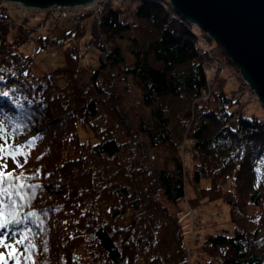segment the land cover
Returning a JSON list of instances; mask_svg holds the SVG:
<instances>
[{
    "label": "trees",
    "instance_id": "trees-1",
    "mask_svg": "<svg viewBox=\"0 0 264 264\" xmlns=\"http://www.w3.org/2000/svg\"><path fill=\"white\" fill-rule=\"evenodd\" d=\"M130 1L138 3L133 21L114 3L97 16H79L78 31L89 32L99 64L78 67L71 50L64 88L53 74L34 73L32 57L22 52L32 31L16 25L0 1V126L7 143L23 152L16 157L23 166L12 159L0 164L36 188L22 207L5 208L6 223L9 211L21 223L0 230V238L13 243L26 234L19 247L35 244L36 264H133L168 231L177 262L189 264L180 219L160 199L170 205L184 199L178 116L196 102L204 109L190 131L192 180H210L202 194L230 206L235 232L207 234L195 264H264V118L245 113L241 91H214L198 101L208 93L206 67L230 63L227 53L210 39L207 50L199 29L166 0ZM130 79L148 115L138 114ZM99 118L123 128L124 141L95 124ZM82 126H93L94 141L82 140Z\"/></svg>",
    "mask_w": 264,
    "mask_h": 264
},
{
    "label": "rangeland",
    "instance_id": "rangeland-1",
    "mask_svg": "<svg viewBox=\"0 0 264 264\" xmlns=\"http://www.w3.org/2000/svg\"><path fill=\"white\" fill-rule=\"evenodd\" d=\"M3 2V5L8 9L10 17L15 21L16 25H25L27 29L32 31L31 39L22 47V52L32 57V70L38 76L43 74H53V81L59 88H64L68 81L65 73H61L67 63V55L70 51L76 49L78 53L77 65L78 67H95L99 64L100 50L88 42L90 37L89 32L86 34H80L78 31V23L82 20L78 19L80 10L69 9L62 11L59 9L55 15L56 18L51 17L45 11H26L24 9L17 8L10 2ZM98 2V1H96ZM102 3L105 1L102 0ZM117 6L123 10V15L126 16L129 21H133L134 11L138 3L126 1H116ZM19 4V6L25 8L26 6ZM23 10V11H22ZM39 11V12H38ZM64 13H67V18H64ZM90 14L87 15V17ZM85 26L89 29V23L91 21L86 20ZM77 28V29H76ZM81 35L79 39H76L75 35ZM199 38L203 46L209 50L210 37L201 30H197ZM88 33V34H87ZM15 35V34H13ZM12 35V36H13ZM85 35V36H84ZM84 36V37H83ZM210 39V41H209ZM215 42V41H214ZM216 43V42H215ZM218 44V43H217ZM125 46V44H122ZM211 47H210V46ZM215 46V45H214ZM228 56V54H227ZM230 59V57L228 56ZM212 66L206 67L208 78V93H206L198 101L206 100L213 92L217 93L223 91L226 95L232 96L234 91H241L244 105L242 108L248 113L249 116H258L264 118V105L259 101V98L255 94L254 89L250 87L243 79L239 68L231 62L230 63H217L212 61ZM219 69V70H218ZM218 70V71H217ZM130 92L137 101L138 114L148 115L149 111L141 103V94L139 89L135 87L133 80L129 81ZM238 94V93H237ZM235 95V94H234ZM193 103L191 109L185 110L181 113L179 118L180 122L184 123V129L181 130L178 135L180 142L179 153L183 166L184 174V199L177 205H170L164 199H160L163 205L167 206L173 215H178L184 234L185 241V255L188 258L189 264L197 263L200 261L198 256V247L201 245L203 239L207 234H219L225 233L232 236L235 232V225L231 222L230 206L223 199H208L207 196H203V189H207L210 185L209 179H201L199 182L192 180V173L194 171L193 160V144L189 138L191 129L195 125H200L202 117H199L200 111L204 108L197 105L195 107ZM175 111L179 110V107L173 106ZM199 117V118H198ZM102 128H108L112 130L116 137L120 141H124L123 128L113 124L108 118H99L94 121ZM79 127V135L82 140L94 141V136L91 128ZM162 156L168 159L169 154L162 153ZM161 158V157H160ZM162 163V159L159 161ZM231 181L225 183L226 186H230ZM159 238L161 239L160 246L151 251V255L147 257H141L133 261V264H151L149 260L154 259V264H180L178 258V251L171 244L169 232L162 231ZM170 252L172 254V260L167 258L166 254ZM162 259L158 260L157 256Z\"/></svg>",
    "mask_w": 264,
    "mask_h": 264
},
{
    "label": "water",
    "instance_id": "water-1",
    "mask_svg": "<svg viewBox=\"0 0 264 264\" xmlns=\"http://www.w3.org/2000/svg\"><path fill=\"white\" fill-rule=\"evenodd\" d=\"M27 8H76L94 0H0ZM186 22L217 42L264 105V0H167Z\"/></svg>",
    "mask_w": 264,
    "mask_h": 264
},
{
    "label": "snow or ice",
    "instance_id": "snow-or-ice-1",
    "mask_svg": "<svg viewBox=\"0 0 264 264\" xmlns=\"http://www.w3.org/2000/svg\"><path fill=\"white\" fill-rule=\"evenodd\" d=\"M20 155H23V152L7 143L5 130L0 126V161L12 159L16 163V157ZM26 162L25 160L24 163ZM16 166L19 168L23 165L16 163ZM6 168V163L0 164V230L7 229L10 224L19 225L21 223V220L12 211L7 213L11 219L6 223L5 208L11 210L22 207L24 202L35 197L36 192L35 186L27 185L23 173L14 176ZM27 188H31V191H26ZM4 236H8V232H5ZM27 239L26 234H22L13 243H7L4 238H0V264H9V262L10 264H36V260L31 254L35 251V244L29 242L23 248L19 247L24 245ZM45 251H47L46 248Z\"/></svg>",
    "mask_w": 264,
    "mask_h": 264
},
{
    "label": "built area",
    "instance_id": "built-area-1",
    "mask_svg": "<svg viewBox=\"0 0 264 264\" xmlns=\"http://www.w3.org/2000/svg\"><path fill=\"white\" fill-rule=\"evenodd\" d=\"M93 9L101 11V5L97 3ZM65 16H66V13H64V17Z\"/></svg>",
    "mask_w": 264,
    "mask_h": 264
},
{
    "label": "bare ground",
    "instance_id": "bare-ground-1",
    "mask_svg": "<svg viewBox=\"0 0 264 264\" xmlns=\"http://www.w3.org/2000/svg\"><path fill=\"white\" fill-rule=\"evenodd\" d=\"M56 7V6H55ZM52 12V11H51ZM184 20V19H183Z\"/></svg>",
    "mask_w": 264,
    "mask_h": 264
}]
</instances>
